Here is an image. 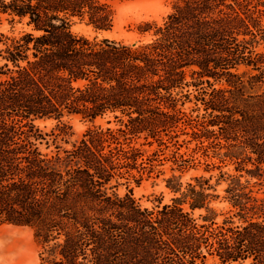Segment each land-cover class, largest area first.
I'll return each instance as SVG.
<instances>
[{
	"label": "trees",
	"instance_id": "1",
	"mask_svg": "<svg viewBox=\"0 0 264 264\" xmlns=\"http://www.w3.org/2000/svg\"><path fill=\"white\" fill-rule=\"evenodd\" d=\"M114 17L102 0H0V225L28 228L40 264H264V0H178L131 44L71 31ZM67 117L114 126L62 149ZM165 163L170 202L142 206L133 188Z\"/></svg>",
	"mask_w": 264,
	"mask_h": 264
},
{
	"label": "rangeland",
	"instance_id": "2",
	"mask_svg": "<svg viewBox=\"0 0 264 264\" xmlns=\"http://www.w3.org/2000/svg\"><path fill=\"white\" fill-rule=\"evenodd\" d=\"M108 3L114 11V27L109 32L94 33L93 30L86 26L84 23L75 22L71 31L77 36H85L88 38L97 37L109 38L115 40H121L127 44L138 42L141 40H148V37L142 38L136 33V25L143 21H156L160 23L162 19L170 12L171 6L178 0H102ZM1 30H7L8 24L1 18ZM22 29L21 25L15 27L16 31ZM260 51H264V45L259 46ZM191 105H186L185 110L188 111ZM63 122L71 127V134L69 137L64 138V141H58V145L62 149H69L72 144L77 142L82 134L89 128L94 126H101L103 128L114 124L107 125L106 120H97L94 124L82 121L79 117H67L63 119ZM58 123L54 120L39 121L38 127L44 133H50ZM140 143L142 140L139 141ZM189 145L188 147H192ZM55 146L51 143L46 145L42 143L40 150L44 154L52 155L56 151ZM145 150L150 149L144 147ZM185 149H182L184 151ZM170 163H165L163 167L159 169L162 171V175L158 178H152L144 181L139 187L133 188L134 197L139 200L142 206L151 208L156 205L155 197L161 199L162 204L170 202L172 195L165 189L163 180L169 175ZM231 169L232 167H227ZM225 168L224 170H226ZM201 173V169L198 171H190L183 177V181L188 180L189 176L197 175ZM217 171L214 172L216 174ZM255 181H252L253 191L257 193V197L264 198V183L261 185H253ZM223 186L217 189V194L221 197ZM118 194H123L125 189L119 188ZM212 208L215 211V221L220 223L229 206L227 203L218 199L212 203ZM203 214L202 211L193 212V216L198 218ZM0 264H40L38 258V247L33 240L32 233L28 228L14 227L10 225H0ZM205 264H217L214 260L208 259ZM248 264V262L244 263Z\"/></svg>",
	"mask_w": 264,
	"mask_h": 264
}]
</instances>
